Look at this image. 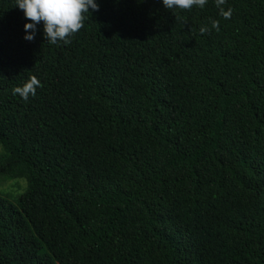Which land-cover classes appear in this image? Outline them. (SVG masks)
Here are the masks:
<instances>
[{"label":"trees","instance_id":"16d2710c","mask_svg":"<svg viewBox=\"0 0 264 264\" xmlns=\"http://www.w3.org/2000/svg\"><path fill=\"white\" fill-rule=\"evenodd\" d=\"M95 2L53 45L0 0V264H264V0Z\"/></svg>","mask_w":264,"mask_h":264},{"label":"clouds","instance_id":"9594fccd","mask_svg":"<svg viewBox=\"0 0 264 264\" xmlns=\"http://www.w3.org/2000/svg\"><path fill=\"white\" fill-rule=\"evenodd\" d=\"M165 9H179L181 11H191L193 8L204 9L208 0H162ZM215 6L219 9V14L225 19H230L232 9H224L226 0H214ZM16 6L24 13V17L31 23L25 25V31L31 30L30 35L25 39L32 41L37 31L36 25L43 23L44 38L49 44H69L70 37L77 34L83 27L84 21L88 18L89 9L99 11V6L95 0H16ZM179 19V17H176ZM211 29L217 32L220 30L219 21H211ZM210 31L207 26L199 29L201 35ZM42 84L36 76H32L22 87L13 89L14 95H19L25 101L30 96L36 95L37 88Z\"/></svg>","mask_w":264,"mask_h":264},{"label":"rangeland","instance_id":"374dc122","mask_svg":"<svg viewBox=\"0 0 264 264\" xmlns=\"http://www.w3.org/2000/svg\"><path fill=\"white\" fill-rule=\"evenodd\" d=\"M25 189L26 181L24 179L6 180L0 177V196L6 198L12 204L17 203V198L24 193Z\"/></svg>","mask_w":264,"mask_h":264}]
</instances>
